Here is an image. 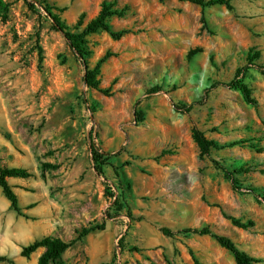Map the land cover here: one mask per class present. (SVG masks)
<instances>
[{
    "label": "rangeland",
    "instance_id": "rangeland-1",
    "mask_svg": "<svg viewBox=\"0 0 264 264\" xmlns=\"http://www.w3.org/2000/svg\"><path fill=\"white\" fill-rule=\"evenodd\" d=\"M3 1L0 165L29 175L7 177L20 212L0 188V255L37 264L44 248L22 256L23 246L104 224L64 263L235 264L215 238L183 231L208 226L264 264V0L204 10L179 0ZM103 1L124 10L109 24L127 32L87 35L83 64L43 7L71 29L81 17L82 29ZM106 53L96 78L110 95L83 80ZM241 67L248 99L222 84ZM195 129L217 144L204 158ZM91 141L110 153L104 177L92 176Z\"/></svg>",
    "mask_w": 264,
    "mask_h": 264
},
{
    "label": "trees",
    "instance_id": "trees-1",
    "mask_svg": "<svg viewBox=\"0 0 264 264\" xmlns=\"http://www.w3.org/2000/svg\"><path fill=\"white\" fill-rule=\"evenodd\" d=\"M179 1H187L193 3L195 5L200 6L202 10H204L206 7H210L217 4L225 5L226 8L228 9L233 8L232 4L230 3V0H179ZM32 4L33 3H31L30 6H33ZM6 6L7 4L4 3L3 0H0V8L6 9ZM43 8L46 14L52 19L54 23L53 24L54 27L62 32L67 43L69 44L73 52L76 54L78 59H80L83 62V64H85V59L90 53V49L88 47L87 35L98 32L100 30H104L109 32L114 38H119L124 33L127 32L126 30L113 31L111 29V26L109 24V17L113 15L123 16L124 10L123 9L118 10L113 8V4L110 2L103 1L98 14L90 21H88L83 26L82 29H79V26L81 25V17L75 23L73 29H71L67 23H65L60 19L57 13H54L52 11L53 7L46 5ZM201 20L203 22V25H205L206 22L203 16L201 17ZM199 50L200 48L198 47L189 50L188 56H192ZM107 57L108 54L106 53L97 60V62L92 68L87 67L85 71V75L83 77L84 83L88 87L96 89L101 93H103L104 95H110V89L100 87L99 79L96 78V75L99 72L101 64L106 60ZM257 67L259 68L261 74L264 75L263 65H257ZM246 71H247V67L238 68L234 74V77L230 81L224 82L222 84H225L226 86H229L231 88L238 89L239 91H241L243 96L246 99H248L249 89L244 83V76ZM159 90H160V86H153L150 88L149 93H154ZM92 110H94V107L92 108ZM142 114L143 113L141 111L136 110L135 111L136 119L141 120ZM193 135L198 144L199 155L201 158H204L205 156L209 155L211 148L217 146V144L213 140L207 139L204 136V134L197 129L194 130ZM89 148L91 152V160L93 163L92 167L94 168L97 175L104 177V167L106 165H111L110 153L102 150L94 141L90 142ZM241 170L242 169L238 167L234 169L233 172L230 174L232 175L233 173L241 172ZM115 174L118 175V170L116 167H115ZM28 175H29L28 171L25 170L24 168L5 167L0 165V188L4 196L10 202V207L17 212H20L17 195L15 194L12 187L8 183L7 177L9 176L25 177ZM232 180L234 181L235 179L232 177ZM96 229L98 230L104 229V224L93 225L88 228H84L78 234L77 238L71 241H65L59 237L44 236L40 239H36L28 243L27 245L23 246L20 254L22 256H29L32 252H34L38 248L43 247L44 252L40 255L37 264H65L62 259V254L65 252V250L68 247H70L78 238ZM161 231L165 235L171 236L173 234V232L169 231V229H167L166 227H162ZM183 231L195 232L198 234H206L215 238L222 247L226 248L233 255L235 264H258L261 261L260 259L252 255H249L243 250L239 249L228 236L217 234L213 232L208 226H202L201 228L187 227L184 228ZM0 262L15 264L14 261L9 257H7L6 255H0Z\"/></svg>",
    "mask_w": 264,
    "mask_h": 264
},
{
    "label": "crops",
    "instance_id": "crops-1",
    "mask_svg": "<svg viewBox=\"0 0 264 264\" xmlns=\"http://www.w3.org/2000/svg\"><path fill=\"white\" fill-rule=\"evenodd\" d=\"M106 167V166H105ZM105 167H104V169H105ZM93 174H96L97 175V173L95 172V170H94V168H92V176H93ZM98 177H99V175H97ZM92 188V187H91ZM98 189H96V191H97ZM95 191V192H96ZM102 194V193H101ZM101 194H100V196H101ZM79 196H81V195H79Z\"/></svg>",
    "mask_w": 264,
    "mask_h": 264
},
{
    "label": "water",
    "instance_id": "water-1",
    "mask_svg": "<svg viewBox=\"0 0 264 264\" xmlns=\"http://www.w3.org/2000/svg\"><path fill=\"white\" fill-rule=\"evenodd\" d=\"M84 68L86 69V65H84Z\"/></svg>",
    "mask_w": 264,
    "mask_h": 264
},
{
    "label": "built area",
    "instance_id": "built-area-1",
    "mask_svg": "<svg viewBox=\"0 0 264 264\" xmlns=\"http://www.w3.org/2000/svg\"><path fill=\"white\" fill-rule=\"evenodd\" d=\"M90 149V148H89Z\"/></svg>",
    "mask_w": 264,
    "mask_h": 264
}]
</instances>
